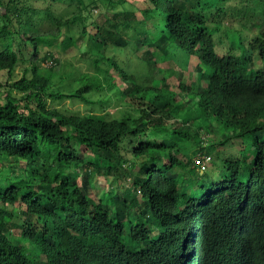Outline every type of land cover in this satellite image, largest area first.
Listing matches in <instances>:
<instances>
[{
    "label": "trees",
    "instance_id": "obj_1",
    "mask_svg": "<svg viewBox=\"0 0 264 264\" xmlns=\"http://www.w3.org/2000/svg\"><path fill=\"white\" fill-rule=\"evenodd\" d=\"M63 1L80 6L65 20L50 15L48 32L27 28L39 19L34 3ZM82 1L0 0V86L10 87L0 101V264H264V66L250 67L255 54L264 61V0L254 1L258 19L249 0H89L104 13L95 34ZM245 18L258 33L246 44L227 32L226 42L220 25ZM100 41L145 49V67L128 71ZM46 46L85 59L71 89L43 73ZM159 60L188 83L152 84L166 74ZM48 98L116 110L77 114ZM213 119L232 131L221 146L244 147L206 177L192 160L212 155L201 132ZM100 178L124 181L105 190Z\"/></svg>",
    "mask_w": 264,
    "mask_h": 264
},
{
    "label": "rangeland",
    "instance_id": "obj_2",
    "mask_svg": "<svg viewBox=\"0 0 264 264\" xmlns=\"http://www.w3.org/2000/svg\"><path fill=\"white\" fill-rule=\"evenodd\" d=\"M136 7H142L144 5V0H131ZM251 1V2H250ZM255 0H249L250 5L253 7ZM259 1V0H257ZM256 1V2H257ZM88 4V8H83L84 15L90 16L91 19L88 21L87 30L91 34H95L96 30L94 28L93 22L96 23L102 20V17L104 16L103 8H98L97 5L93 2H90L89 0L82 1L83 3ZM76 3H78L76 1ZM75 2H56L51 3L49 7L47 5L42 3H34L31 8L30 12L33 10H36L39 12L38 18L42 19V21L37 22L39 19L35 20L33 23H31L27 28L30 30H34V32H48L54 28L50 21V15H53L57 19L64 18L68 19L73 13L76 12V9L80 6L76 4ZM81 3V2H80ZM253 10L256 11V19L260 17V10L258 7H253ZM3 10L1 9L0 12ZM244 23H240L238 21H232L228 20L225 24L220 25L222 30H226V42L229 43V39L227 37V32L231 33H237L243 40L248 42L255 34H257V31H254L256 28H253L251 23H246V18L244 19ZM1 25L3 22H0ZM253 29V30H252ZM77 30V29H76ZM78 32H75L77 34ZM225 35H223L224 37ZM79 37V35H77ZM231 42V40H230ZM82 47V46H81ZM96 47L100 50L101 53L108 54L109 56L115 58L118 60L122 66L126 67L128 71L130 72H141L143 68L145 67L144 63V57L145 54L143 52L145 49H142L139 53H137L132 48H127L124 50V52L115 50L114 48L108 47L106 50L103 48L101 41L97 43ZM83 48V47H82ZM27 52H30L31 49L28 47ZM52 53V56L55 60H59V65L56 64L55 61H53V58H50L48 60H44L41 57L45 55H49V53ZM30 56V53H29ZM40 61L39 64L41 68H43V73L48 74L50 70H52V74L56 75V83L59 87H62V89H71L72 86H75L74 79L80 75L81 72H85L89 67L87 63L85 62V59L78 54L76 51H73V49L70 51V53L63 55L60 54V49L57 47L52 46H46L40 55ZM38 59V58H37ZM151 59L156 61L159 59V57L151 56ZM57 65V66H56ZM158 68L161 70H166V74H161L158 76H154L152 80V84L155 86L157 85L158 81L164 78H168V86L170 87L171 91L178 90L179 81H183L185 83H188L187 77H181L180 75H174L173 72V62L170 61L168 63H162V61H158L157 63ZM263 67L264 61L261 62L258 55H255L253 62L250 64V67ZM53 67V68H50ZM24 69L23 67L16 70V72L13 75V78L8 81L9 84H12L14 81H19L23 77ZM112 75L115 79V83L120 87L124 88L125 83L123 81L122 76L118 73L117 70L112 69ZM6 80V77L0 75V82H4ZM9 86H0V101L5 102L6 93L9 90ZM14 96L19 100L21 106H24L28 103V100L26 99V94L19 93L17 91L13 92ZM114 106H116L118 103L117 101L112 102ZM33 104V103H31ZM48 105H50L53 108H58L60 110H66V111H72L77 114H103V111H110L113 112L116 110V108H99L97 104L95 105H87L84 103H81L76 100H71L68 98H65L63 100H53L51 98H48ZM210 127L213 131H208L205 129V133L208 136L206 141L210 144H214V149L212 152L213 155V161L208 169V171L205 174H200L206 177H215L218 175V173L221 170V167L219 165L220 161L225 159L226 157L230 155H238L240 151L243 149L244 145L241 141H238L236 143L228 141V143L225 146H221V142L223 141V136H231L232 131L230 129H224V126L217 120L213 119L210 120ZM208 132V133H207ZM210 148V147H209ZM208 148V149H209ZM88 157V156H87ZM4 173H7L10 171L8 169L3 170ZM135 175V172H134ZM124 179H111V178H100L98 179V187L100 185L105 186V190H116L118 186H120L123 183ZM98 193L102 191V189H98ZM20 217L16 218L17 221H20Z\"/></svg>",
    "mask_w": 264,
    "mask_h": 264
},
{
    "label": "clouds",
    "instance_id": "obj_3",
    "mask_svg": "<svg viewBox=\"0 0 264 264\" xmlns=\"http://www.w3.org/2000/svg\"><path fill=\"white\" fill-rule=\"evenodd\" d=\"M247 43L248 42H246V44ZM255 55H257V54H255ZM261 62H263V61H261ZM208 131H210V130H208ZM201 136H202V139L205 142V144H208V141H206L208 136L206 135L204 130L201 132ZM233 142L236 143L235 141H233ZM212 161H213V156L210 154H207V153L197 154L196 156L193 157L192 166L199 174H205L208 171Z\"/></svg>",
    "mask_w": 264,
    "mask_h": 264
}]
</instances>
